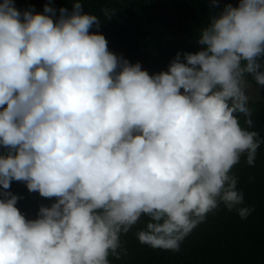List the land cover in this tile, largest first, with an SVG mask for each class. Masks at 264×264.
Segmentation results:
<instances>
[{
  "label": "clouds",
  "instance_id": "obj_1",
  "mask_svg": "<svg viewBox=\"0 0 264 264\" xmlns=\"http://www.w3.org/2000/svg\"><path fill=\"white\" fill-rule=\"evenodd\" d=\"M56 13L0 0V264H109L141 217L138 240L171 251L221 204L247 218L231 171L264 143L242 90L264 87V0L226 4L202 50L153 75L108 50L82 0ZM13 181L55 202L26 219Z\"/></svg>",
  "mask_w": 264,
  "mask_h": 264
},
{
  "label": "trees",
  "instance_id": "obj_2",
  "mask_svg": "<svg viewBox=\"0 0 264 264\" xmlns=\"http://www.w3.org/2000/svg\"><path fill=\"white\" fill-rule=\"evenodd\" d=\"M164 9L173 11L180 20V40L197 41L199 30L207 26L210 17L218 14L226 4L238 6L239 0H220L214 7L211 0H161ZM73 0H15V7L23 12L32 9L43 14L46 4L57 10H72ZM83 11L97 16L101 23L93 33L103 34L108 50L131 64L140 63L150 75L167 71L177 53L199 51L196 45H183L176 40V16L167 15L159 0H82ZM103 9L115 13L106 19ZM54 17V19L56 18ZM103 26V27H102ZM255 83L251 76H245ZM252 125L249 131L264 140V102H247ZM242 127L245 117L239 115ZM231 175L238 180L237 191L244 203L238 207L253 209L242 219L236 210L228 211L223 204L207 214L204 222L194 227L183 239L178 251L153 248L138 240L147 217H141L126 234H121L122 255L109 256V264H264V143L257 149L253 164L241 156ZM7 191L19 197L16 207L26 219H36L40 207H50L54 199H46L38 192H29L25 183L13 181Z\"/></svg>",
  "mask_w": 264,
  "mask_h": 264
},
{
  "label": "water",
  "instance_id": "obj_3",
  "mask_svg": "<svg viewBox=\"0 0 264 264\" xmlns=\"http://www.w3.org/2000/svg\"><path fill=\"white\" fill-rule=\"evenodd\" d=\"M159 5L165 14L177 17V19H176V23H177L176 40L180 44H183V45H196L199 47V51L202 50V46L199 45L197 43V41L193 42V41H181L180 40V38H179V36H180V20H179V17L177 16V14L175 12L165 10L161 0H159ZM105 33H106V31L103 27V34L102 35L104 36ZM242 90H243L245 96L247 97V102H249V103L250 102H254V103L264 102V87H261V86L257 85L256 83L245 78V81L242 84Z\"/></svg>",
  "mask_w": 264,
  "mask_h": 264
}]
</instances>
